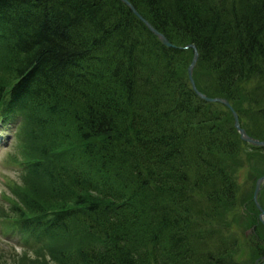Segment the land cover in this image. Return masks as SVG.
Wrapping results in <instances>:
<instances>
[{"label": "trees", "instance_id": "trees-1", "mask_svg": "<svg viewBox=\"0 0 264 264\" xmlns=\"http://www.w3.org/2000/svg\"><path fill=\"white\" fill-rule=\"evenodd\" d=\"M130 2L173 47L121 0H0L1 115L25 116L46 184L21 218L52 264H256L264 238L245 263L217 216L237 204L227 158L245 142L196 94L187 46L213 87L198 89L264 140V0Z\"/></svg>", "mask_w": 264, "mask_h": 264}, {"label": "rangeland", "instance_id": "rangeland-1", "mask_svg": "<svg viewBox=\"0 0 264 264\" xmlns=\"http://www.w3.org/2000/svg\"><path fill=\"white\" fill-rule=\"evenodd\" d=\"M194 73V79L197 77L198 81L200 80L201 83L209 87L210 91H213L212 83L205 82L206 74L201 69L198 75L196 72ZM0 76H3V74L0 73ZM245 144L240 145V149L235 155L227 158L230 160L228 161L229 165L234 169L236 182H238L237 204L235 206L234 204L226 205L224 209L217 213V216L223 227L226 229L231 228L232 232L234 234L236 232L238 238H240V251L237 245L234 248L233 255L239 253L236 255L239 259L244 257L247 260L252 252L250 247L259 242L254 235L264 238V225L260 217L261 209L258 208L260 206L264 210V181L259 186V193L255 200L258 180L264 175V149L256 150L249 147L252 146L251 144ZM14 150L15 147L12 142L10 147L8 145L0 153V222L5 221L3 215L15 216V205L13 203L20 202L23 199V194L31 195L33 192L41 190V185L37 184L36 181L32 182L26 178L28 176L25 173L21 175L22 171L9 165V158ZM7 151L8 156L6 157ZM4 162L8 165H5ZM11 205L13 207H10ZM18 205L21 206V204ZM218 220L217 222L212 221L213 227L210 228H215L219 224ZM5 238L0 231V264H32L37 256H41L36 252L21 249L9 238L5 241ZM16 252L18 253L15 254ZM16 255L23 258L15 260ZM255 255L256 252L253 256ZM247 262L248 260L245 261V263ZM49 263L54 262L50 261Z\"/></svg>", "mask_w": 264, "mask_h": 264}, {"label": "water", "instance_id": "water-1", "mask_svg": "<svg viewBox=\"0 0 264 264\" xmlns=\"http://www.w3.org/2000/svg\"><path fill=\"white\" fill-rule=\"evenodd\" d=\"M127 5L128 7H130L134 13L141 19H143L145 21V23L148 25V28L149 30L153 31L154 34H156L160 40H162L163 43H165L167 46H170L172 47V44L169 42V40H167V38L165 37L164 34H162L159 30L155 29L153 26L150 25V23L144 19L137 11L136 8H134V6L129 2V0H123ZM193 50H194V56L192 58V62L191 64L189 65L188 67V72H189V79H190V82L192 83L193 85V88L196 92V94L200 95L202 98H204L206 101H214V102H220V103H224L226 104L230 111L232 112V115H234V119H235V126L237 127L242 139L246 142H249L251 143L252 145L254 146H262L264 147V140H260V139H256L254 137H251L250 135H248L246 129H244L241 124H240V121H239V115L238 113L236 112L234 106H232L227 100L223 99V98H219V97H208L207 95L203 94L200 90H198V87H197V83H195V80H194V68L195 66L197 65L198 63V57H199V50H197L196 46L194 45H191ZM264 181V175L262 177L259 178L258 180V185H257V188H256V193H255V200H256V197L258 195V190H259V186L260 184ZM259 209H261V220H262V223L264 224V218H263V214H264V210L262 208H260V206H258ZM262 263L261 264H264V255L262 256ZM259 264V261L257 262Z\"/></svg>", "mask_w": 264, "mask_h": 264}, {"label": "bare ground", "instance_id": "bare-ground-1", "mask_svg": "<svg viewBox=\"0 0 264 264\" xmlns=\"http://www.w3.org/2000/svg\"><path fill=\"white\" fill-rule=\"evenodd\" d=\"M165 35V34H164ZM166 37V36H165ZM167 38V37H166ZM167 40H168V38H167ZM169 42H170V40H169ZM171 43V42H170ZM172 44V43H171ZM174 45L172 44V47H173ZM195 46V45H194ZM189 47H192L191 45H189V46H187V48H189ZM210 97V96H209ZM212 97V96H211ZM210 97V98H211ZM220 98V97H219ZM212 103H214V101H211ZM210 101H207V103H211ZM65 121H66V119H65ZM94 172V170L93 169H91V170H86V171H84L83 172V174H85V173H89V174H91V173H93Z\"/></svg>", "mask_w": 264, "mask_h": 264}]
</instances>
